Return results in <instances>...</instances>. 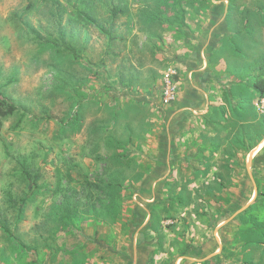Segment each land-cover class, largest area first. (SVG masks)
<instances>
[{
  "label": "rangeland",
  "instance_id": "obj_1",
  "mask_svg": "<svg viewBox=\"0 0 264 264\" xmlns=\"http://www.w3.org/2000/svg\"><path fill=\"white\" fill-rule=\"evenodd\" d=\"M257 81L264 0H0V264H264Z\"/></svg>",
  "mask_w": 264,
  "mask_h": 264
},
{
  "label": "trees",
  "instance_id": "obj_2",
  "mask_svg": "<svg viewBox=\"0 0 264 264\" xmlns=\"http://www.w3.org/2000/svg\"><path fill=\"white\" fill-rule=\"evenodd\" d=\"M113 38V37H112ZM254 89L257 93L260 94V99L264 100V81H257L254 83ZM21 112L20 108L16 105L12 104L9 100H7L4 96L0 94V139L2 137V129L4 121L16 114H19ZM115 139L110 138L109 142H115ZM131 140V137L129 138L126 143H129ZM121 143V142H120ZM118 142V144H120Z\"/></svg>",
  "mask_w": 264,
  "mask_h": 264
},
{
  "label": "built area",
  "instance_id": "obj_3",
  "mask_svg": "<svg viewBox=\"0 0 264 264\" xmlns=\"http://www.w3.org/2000/svg\"><path fill=\"white\" fill-rule=\"evenodd\" d=\"M167 78H169V76L167 75ZM169 82V80H167ZM175 99V91L173 89V86L170 84V82L168 83V86L164 92V102L166 104L171 103V101H173Z\"/></svg>",
  "mask_w": 264,
  "mask_h": 264
}]
</instances>
